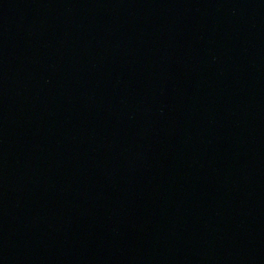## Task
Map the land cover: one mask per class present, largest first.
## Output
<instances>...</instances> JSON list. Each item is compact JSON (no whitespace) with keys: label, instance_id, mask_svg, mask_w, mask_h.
Listing matches in <instances>:
<instances>
[{"label":"water","instance_id":"95a60500","mask_svg":"<svg viewBox=\"0 0 264 264\" xmlns=\"http://www.w3.org/2000/svg\"><path fill=\"white\" fill-rule=\"evenodd\" d=\"M0 264H264V0H0Z\"/></svg>","mask_w":264,"mask_h":264}]
</instances>
